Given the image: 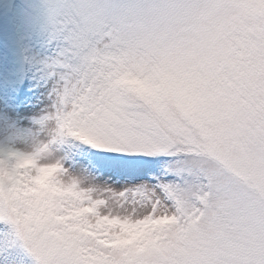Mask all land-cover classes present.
I'll return each mask as SVG.
<instances>
[{"label": "snow or ice", "instance_id": "1", "mask_svg": "<svg viewBox=\"0 0 264 264\" xmlns=\"http://www.w3.org/2000/svg\"><path fill=\"white\" fill-rule=\"evenodd\" d=\"M0 70V264H264V0H36Z\"/></svg>", "mask_w": 264, "mask_h": 264}, {"label": "rangeland", "instance_id": "2", "mask_svg": "<svg viewBox=\"0 0 264 264\" xmlns=\"http://www.w3.org/2000/svg\"><path fill=\"white\" fill-rule=\"evenodd\" d=\"M36 0H0V70L14 60L15 41ZM14 6V7H13Z\"/></svg>", "mask_w": 264, "mask_h": 264}, {"label": "trees", "instance_id": "3", "mask_svg": "<svg viewBox=\"0 0 264 264\" xmlns=\"http://www.w3.org/2000/svg\"><path fill=\"white\" fill-rule=\"evenodd\" d=\"M14 7V6H13Z\"/></svg>", "mask_w": 264, "mask_h": 264}]
</instances>
